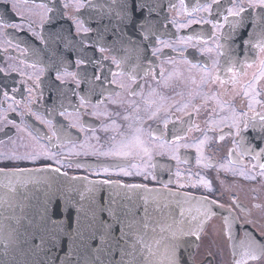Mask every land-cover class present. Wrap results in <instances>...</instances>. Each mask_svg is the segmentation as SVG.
<instances>
[{
    "label": "flooded vegetation",
    "instance_id": "1",
    "mask_svg": "<svg viewBox=\"0 0 264 264\" xmlns=\"http://www.w3.org/2000/svg\"><path fill=\"white\" fill-rule=\"evenodd\" d=\"M262 117L261 0H0V170L214 202L194 264H264Z\"/></svg>",
    "mask_w": 264,
    "mask_h": 264
},
{
    "label": "water",
    "instance_id": "2",
    "mask_svg": "<svg viewBox=\"0 0 264 264\" xmlns=\"http://www.w3.org/2000/svg\"><path fill=\"white\" fill-rule=\"evenodd\" d=\"M217 213L215 204L180 192L50 166L3 169L0 264H194Z\"/></svg>",
    "mask_w": 264,
    "mask_h": 264
},
{
    "label": "snow or ice",
    "instance_id": "3",
    "mask_svg": "<svg viewBox=\"0 0 264 264\" xmlns=\"http://www.w3.org/2000/svg\"><path fill=\"white\" fill-rule=\"evenodd\" d=\"M3 2L5 3V0H3ZM261 3L262 4H264V0H261ZM129 8H130V5H129ZM141 8V6L140 5H137V10H139ZM85 31H87V29H85ZM60 79V76H59V74L57 75V80H59ZM96 79L97 80H101L102 79V77H101V75L100 76H96ZM28 91L29 92H31L32 90L31 89H28ZM5 95H6V93H5ZM262 119H264V117H262ZM37 157L36 156H32L31 157V159L34 161L35 159H36ZM172 159H176V157H172ZM262 167H264V165H262ZM177 175L178 176H180L181 174L180 173H177ZM209 203H214V202H209ZM262 247V249H264V246H261ZM179 259V255H178V248H177V250H176V260H178Z\"/></svg>",
    "mask_w": 264,
    "mask_h": 264
}]
</instances>
